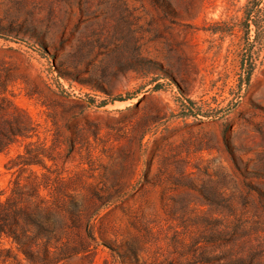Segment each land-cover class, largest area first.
<instances>
[{
  "label": "rangeland",
  "instance_id": "1",
  "mask_svg": "<svg viewBox=\"0 0 264 264\" xmlns=\"http://www.w3.org/2000/svg\"><path fill=\"white\" fill-rule=\"evenodd\" d=\"M0 264H264V0H0Z\"/></svg>",
  "mask_w": 264,
  "mask_h": 264
}]
</instances>
